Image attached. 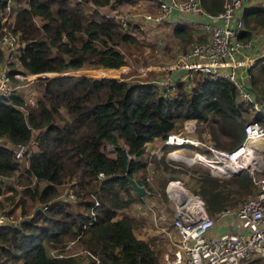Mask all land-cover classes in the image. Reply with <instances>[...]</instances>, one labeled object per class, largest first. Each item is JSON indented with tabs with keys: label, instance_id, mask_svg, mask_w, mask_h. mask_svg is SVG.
Returning <instances> with one entry per match:
<instances>
[{
	"label": "trees",
	"instance_id": "obj_1",
	"mask_svg": "<svg viewBox=\"0 0 264 264\" xmlns=\"http://www.w3.org/2000/svg\"><path fill=\"white\" fill-rule=\"evenodd\" d=\"M131 1L0 0V16L8 5L13 9L9 29L17 44L8 50L0 47V62L8 56V72L34 73L43 81L34 103L16 90L0 94V209L6 208L1 212L20 207L24 214L28 200L39 204L31 217L0 225V264H160L150 241L135 233V216L118 212L146 196H139L128 180L144 183L141 172L150 152L146 144L162 142L187 119L205 123L220 148L233 149L244 138V113L252 110L223 77L198 73L167 89L162 79L159 84L157 79L49 76L88 65L118 71L126 63L121 45L143 46L146 39L137 35L136 20L126 28L99 8ZM202 5L216 13L223 0H202ZM243 20L248 39L253 29L264 28V5L248 7ZM172 35L182 50L194 39L182 24L173 27ZM256 66L249 70V84L262 100L264 63ZM190 80L195 82L188 87ZM211 116L215 125L206 124ZM253 116L264 117L257 112ZM31 141V152L15 158L14 146ZM172 147L164 145L152 164L160 189L164 176L186 172L166 159ZM195 179L194 191L210 216L234 205L232 193L252 192L245 169L227 180L209 174ZM69 187L75 198L57 199ZM95 198L98 205L92 209ZM70 241L77 252L58 256Z\"/></svg>",
	"mask_w": 264,
	"mask_h": 264
},
{
	"label": "built area",
	"instance_id": "obj_2",
	"mask_svg": "<svg viewBox=\"0 0 264 264\" xmlns=\"http://www.w3.org/2000/svg\"><path fill=\"white\" fill-rule=\"evenodd\" d=\"M244 2L245 0H223L222 9L211 13L204 9L202 0H152L154 10L141 14L143 22L160 24L176 12L179 18L193 17L194 23L205 32L203 40L192 41L167 66H156V69H167L171 72L170 80H164L167 89L170 85L172 88L184 83L198 73L209 78L223 77L235 86L238 98L248 104L253 113L264 116V101L249 84V70L264 63V51L256 50L252 36L246 39L243 35L246 30L243 20ZM7 10H10V5ZM114 16L121 26L127 28L130 21L136 20L137 13L115 12ZM7 23L10 25L11 19ZM16 46L15 34L9 26L3 24L0 27V47L8 50ZM33 74L2 70L0 94L7 95L16 90L26 97L25 85L34 84ZM25 79L29 81L24 82ZM161 83L160 80L159 84ZM27 100L34 102L32 94ZM243 129L244 138L233 149L217 148L210 140L197 139L174 128L167 133L161 146L158 145L150 151L145 181L141 184L146 195L150 194L151 189L148 187L154 179L152 164L156 156L163 154L164 145L173 146L165 152L166 159L173 164L190 166L200 162L219 176L245 169L255 187L253 195L235 206L222 208L215 216H210L202 197L178 175L168 174L163 189L173 205L174 215L170 223L171 230L162 229L172 233L168 237L175 249L173 258L166 254L163 264H264V174H259L264 170V162L261 164L260 158L255 155V141L264 138V117H251ZM32 143L34 141L16 144L13 148L15 158L22 159L27 156L32 150ZM182 150L184 151L181 152ZM151 191L152 194L155 193ZM59 197L68 201L73 200L75 194L69 187ZM96 205L98 200L95 198L92 209ZM144 205L156 225V208L147 200H144ZM19 220L11 212H0V225L14 222L17 224ZM217 223L224 224L225 229L211 233ZM71 243L74 242L70 241L66 247ZM64 254L68 252L65 250L57 253L58 256Z\"/></svg>",
	"mask_w": 264,
	"mask_h": 264
},
{
	"label": "rangeland",
	"instance_id": "obj_3",
	"mask_svg": "<svg viewBox=\"0 0 264 264\" xmlns=\"http://www.w3.org/2000/svg\"><path fill=\"white\" fill-rule=\"evenodd\" d=\"M73 1V0H71ZM152 0H133L131 2L128 3H122L121 5H117L115 6V10L118 11H113L110 7H100L99 10L101 13L110 16V17H114L115 19H117L114 14L112 12H116V13H143V12H147V11H151L154 9V5L153 3H151ZM13 9L12 7L10 8V10H5L3 12V14L0 16V27L3 26V24L5 26H10L7 22L8 20H12V16H13ZM8 14V15H7ZM7 15V19L4 21V17ZM137 24V23H136ZM135 25V24H134ZM140 28V30H137V35L144 37L146 39L145 42H143V46H140V44H132V45H121V49L125 52L126 55V63L122 66L119 67L118 71L115 72H111L110 74H108V76L106 77H116V78H122L125 77L128 80H132V79H140L143 81H150L153 82V80L157 79V80H166V78L168 80H170V70L167 69H156L154 68V64L158 63V65L156 66H167L169 64V62L173 61L174 58L177 56L178 52H180L182 50V43L180 41L179 43V48H177L178 42L172 37L171 34V29L169 28L168 24H162V25H157V26H150L149 24H145L143 26L140 27L139 24H137ZM131 27V26H130ZM197 30L195 31V37L193 40H203L204 39V35L205 34H197L196 32H198V28H196ZM150 42V43H148ZM153 45V47H152ZM148 60V61H146ZM8 62V56L3 59L2 62H0V72L2 70H8L9 66L7 64ZM153 62V63H151ZM92 66H97V65H88V66H84L80 69H75V70H69V71H65V72H60V73H53V74H48L49 76H56V75H61V74H66L68 75H86V76H95V77H103V75H98L101 72L97 71L95 68H92ZM256 67L253 69V71L256 70ZM14 68H19L18 65H14ZM85 68L87 70H85ZM117 70V69H116ZM86 72H90L93 74H87ZM95 73V74H94ZM107 75V74H105ZM45 76V75H42ZM24 82L29 81V79H25L23 80ZM42 79L39 76H34V84L33 83H29L27 86V88L25 89L26 92V98L29 97L32 94V97L34 98V102L36 99V92L40 95L41 94V85H42ZM195 80H190V82L188 83V87L192 86L194 84ZM35 90V91H34ZM35 92V93H33ZM38 95V96H39ZM25 96V95H24ZM28 101V100H26ZM262 101H264V99H262ZM30 102V101H28ZM33 102V103H34ZM244 116L247 118V120H249L252 117V112H248V113H244ZM213 118H216L214 116H211L210 119L208 120V122L206 124H212L215 125V123L213 122ZM205 123H201L198 122L196 119H187L185 121H183L182 123H179V125L177 127H175V129H180L183 130L184 132H186V134L190 135L191 137L197 138V139H201V140H210L211 142L214 143V145L217 148L218 147L215 142L211 139L210 134L208 133L207 128L204 127ZM2 143H6L4 141H2ZM256 143V150H255V155L257 157L260 158L261 164H263L264 162V138H260L257 141H255ZM34 143L31 144V149L34 148L33 146ZM158 145H162V142L159 141V144H157L155 147H157ZM186 147V146H184ZM184 150H182L181 152H183ZM149 153L150 152H146V159L148 161L149 159ZM191 153V152H190ZM209 156V154H207ZM158 158V157H157ZM157 158H155L154 160L157 161ZM26 162V159H23ZM180 167L184 168L186 170V172H180V174H178V176L185 181V183L187 184V186L191 187L192 189H195L196 186V179L195 177L197 175H201V174H209L212 176H215L217 178H220L221 180H227L229 178H231L233 176V174H223L222 176L217 175L215 172H212L210 170L209 167H207L206 165H204L203 163H195L193 165L190 166H184V165H180ZM146 168H144L141 172V174L144 177V174L146 175ZM145 172V173H144ZM193 177H191V174ZM138 174V173H137ZM259 174H264V170L260 171ZM157 177L155 176L152 183L149 185V188L152 190H156L154 191L155 193L152 194L153 192L150 190V194L146 195L143 197L142 200H140L137 203H133L132 205H130L127 208H124L119 212V214L121 213H127V214H132L135 216L136 221H137V225L135 228V233L137 231V233H141L143 235L148 236V238H151L150 236L153 234L152 230L157 228V227H161V226H165L167 230H171V220L173 218L174 215V210H173V205L171 204V202L167 199L166 197V193L164 192V189H160L159 185L157 183ZM166 180V176H164L163 179H161L160 181V186L161 188H163V183ZM252 188V192L249 194H245V195H238L237 193H232V197H233V201H234V205L229 204L227 206H235L238 203H240L243 199L247 198L248 196L253 195L254 191H255V187L253 185H251ZM65 188L62 190L64 192ZM62 192V193H63ZM144 200H147L149 202V204H152L154 206V208H156V214L158 216L157 219V225L154 224V222L151 220V213L146 211L145 205H144ZM143 203V204H142ZM142 206H138L141 205ZM39 206V204L35 201H30L28 200L25 206V213L22 214L20 212V207L15 209L14 212H12L14 214V217L16 220H18V218H29L32 215V212L35 208H37ZM6 209V208H4ZM2 210L1 211H6V210ZM19 212L22 214L21 216L19 215ZM142 219H145V222H147V225H149V228L145 229L143 227L144 222L142 221ZM149 223V224H148ZM141 230V231H140ZM156 235L153 236L151 238V244L152 247L154 249L155 252V256L157 257L158 261L160 262V264H163L164 261L166 260L164 258V256H162V258H158V253L160 252V250H158V246L160 247L161 245L164 246V248L161 250V254L163 255L164 251H168L167 248L170 251V258H173V252L175 247L172 245V243L170 242V238L167 236H163V233L157 234L156 232H154ZM158 236H160V238H158ZM76 249L78 250L77 246H75ZM75 250V249H74ZM72 250V251H74ZM163 262V263H161Z\"/></svg>",
	"mask_w": 264,
	"mask_h": 264
},
{
	"label": "crops",
	"instance_id": "obj_4",
	"mask_svg": "<svg viewBox=\"0 0 264 264\" xmlns=\"http://www.w3.org/2000/svg\"><path fill=\"white\" fill-rule=\"evenodd\" d=\"M135 1V0H134ZM152 3V2H151ZM123 4H124V2H123ZM257 4H263L264 5V0H245V2H244V10H246L248 7H252V6H255V5H257ZM117 5H121V4H116V3H113L112 5H111V8H113L112 10L113 11H115V6H117ZM110 7V6H109ZM154 10V9H153ZM113 14L115 13V12H112ZM144 13V12H143ZM141 14L142 13H137V16H136V21H137V24H139L140 26H143V25H145V24H149L150 26H157V25H162V24H168L169 25V28L171 29V30H173V27L174 26H176V25H179V24H182V25H184V26H186V27H188L189 29H190V31L192 32V34H193V36L195 37V31L197 30L196 28H198V32H196L197 34H200V33H202V34H204L205 32L202 30V28H199V26L197 25V24H195L194 23V18L193 17H189V16H187V17H184V18H179L177 15H176V12H174L173 14H172V16H170L168 19H166L164 22H162V23H160V24H150V23H145V22H143L142 20H141ZM171 34H172V31H171ZM252 36V38H254L253 39V42H254V44H255V47H256V50H263L264 51V28L263 27H257V28H255V29H253L252 30V33H251V35H250V37ZM172 37L174 38V36L172 35ZM175 39V38H174ZM176 40V39H175ZM177 41V40H176ZM178 42V41H177ZM192 42V41H191ZM190 42V43H191ZM189 43V44H190ZM189 44H187L186 45V48L188 47V45ZM177 48H179V42H178V45H177ZM170 63V62H169ZM156 65H158V63H155L154 64V67L156 68ZM92 68H95L97 71H100L101 73L100 74H98V75H103V76H108V74H107V70L108 69H106V68H102V67H92ZM85 70H87V69H85ZM109 72H111L110 70H108ZM113 73V72H112ZM95 74V73H94ZM105 74H107V75H105ZM157 144H159V139H155V140H153V142H149V143H147L146 145H147V148H146V151L147 150H152V149H154V146H156ZM57 199H59V200H61L60 199V197H58ZM151 220H153L152 219V217H151ZM142 221L144 222V224H143V227L146 229H148L149 228V225H147V222H145V219H142ZM149 224V223H148ZM157 225V224H156ZM162 228H165L166 229V227L165 226H161V227H157V228H155V229H153L152 231V235L150 236L151 238L153 237V236H155L156 234L154 233V232H156L157 234H160V233H163V236H169V234H172L170 231H166V230H164V229H162ZM225 229V225L224 224H216V226L214 227V229H212L211 230V233H217V232H220V231H222V230H224ZM141 231V230H140ZM136 234H137V236H139V237H141V238H145V239H147L148 241H150V245H151V247H152V244H151V238H148V236H146V235H143V234H141V233H137V231H136ZM158 238H160V236H158ZM76 245L74 244V243H71L68 247H66L65 248V250H66V252H68V253H75V252H77L76 250V247H75ZM164 248V246L163 245H161L160 247L158 246V250H160V252L158 253V258H162V256H164V258L166 259V254H169V256H170V251H169V249L167 248V250L168 251H164L163 252V255L161 254V250ZM75 249V250H74ZM152 249H153V247H152ZM72 250H74V251H72ZM154 250V249H153ZM166 261V260H165ZM164 261V262H165ZM161 263H163V262H161Z\"/></svg>",
	"mask_w": 264,
	"mask_h": 264
},
{
	"label": "water",
	"instance_id": "obj_5",
	"mask_svg": "<svg viewBox=\"0 0 264 264\" xmlns=\"http://www.w3.org/2000/svg\"><path fill=\"white\" fill-rule=\"evenodd\" d=\"M62 76H67L66 74H61ZM106 77V76H104ZM128 180L132 186V188L135 190V192L139 196H143L145 194V188L139 184L133 177H128Z\"/></svg>",
	"mask_w": 264,
	"mask_h": 264
}]
</instances>
